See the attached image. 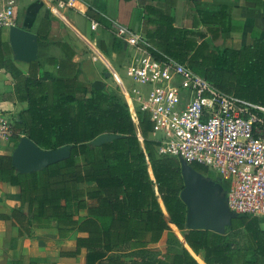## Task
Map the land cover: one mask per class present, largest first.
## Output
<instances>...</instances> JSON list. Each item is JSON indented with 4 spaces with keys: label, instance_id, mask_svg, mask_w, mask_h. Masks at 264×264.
Masks as SVG:
<instances>
[{
    "label": "trees",
    "instance_id": "trees-1",
    "mask_svg": "<svg viewBox=\"0 0 264 264\" xmlns=\"http://www.w3.org/2000/svg\"><path fill=\"white\" fill-rule=\"evenodd\" d=\"M207 13L204 23L223 24L221 31L226 30L227 8ZM86 15L110 26L99 14ZM152 21L155 30L145 35L163 53L218 89L264 104V33L248 45L212 49L204 32L177 28L167 14L157 13ZM51 25L48 14L29 30L39 42ZM55 44L61 58L30 62L24 71L0 27V67L11 76L15 100L25 104L11 121L12 149L22 136L44 149L71 145L69 157L29 173L17 171L10 152L0 154V182L16 188L19 198L17 207L0 211V220L11 221V237L45 231L72 239L74 246L58 254L74 258L84 250V264H264V228L255 216L237 214L222 234L184 227L180 161L156 153L149 113L137 108L132 114L115 90L95 88L80 78L75 49L63 40ZM103 133L120 136L92 145ZM191 165L209 176L205 166ZM221 184L226 192V180ZM163 238L165 251L152 255ZM27 264L39 263L32 259Z\"/></svg>",
    "mask_w": 264,
    "mask_h": 264
},
{
    "label": "built area",
    "instance_id": "built-area-1",
    "mask_svg": "<svg viewBox=\"0 0 264 264\" xmlns=\"http://www.w3.org/2000/svg\"><path fill=\"white\" fill-rule=\"evenodd\" d=\"M0 1V27L8 28L17 1ZM85 1L41 0L52 14ZM112 24L115 36L133 51L126 76L147 88H128L126 95L149 113L156 153L215 170L227 182L228 208L264 220V104L218 89L139 31ZM98 26L89 21L90 29ZM10 127L11 121L0 117V139H8Z\"/></svg>",
    "mask_w": 264,
    "mask_h": 264
},
{
    "label": "crops",
    "instance_id": "crops-1",
    "mask_svg": "<svg viewBox=\"0 0 264 264\" xmlns=\"http://www.w3.org/2000/svg\"><path fill=\"white\" fill-rule=\"evenodd\" d=\"M16 1L14 8L16 11L20 8L23 12L13 14V23H17V26L21 28L29 30L41 11L43 13L40 14L37 22L48 14L51 20L57 18L41 0ZM219 6L227 8L229 14L228 21L224 23L226 29L224 31H221L223 24L204 23L207 12L217 10ZM1 7L2 1H0ZM79 8L80 15L81 17L83 15L82 18L86 24L93 20L86 15L88 11L90 14L101 15L104 22L110 25L105 28L98 23L97 29L107 30L113 26V21L139 31L145 37L146 31L155 30L156 25L152 21L154 15L167 14L173 19V26L177 28L204 32V39L208 41L212 49L238 48L248 45L255 37L264 33V0H88ZM58 15L61 14L58 13ZM66 15L75 21L78 29H81L83 20L77 17V12H67ZM209 27L213 30L218 29V31L207 32ZM154 46L161 51L156 45ZM111 69L113 73L104 71L109 75L105 76L103 73V77H100L96 71L84 68L82 78L88 80L95 88L110 87L124 99L130 111L136 109L137 103L130 102L126 95L128 88L120 78L124 70L116 69L113 64ZM24 106V103L15 100L10 74L0 67V117L12 121ZM153 135L154 133H151V136ZM7 145H9V139H0V154L9 153ZM18 205L19 198L16 188L0 182V211L8 212ZM11 227V221L0 220V264H27L32 259L39 264H49L50 260H53L55 264H67L75 259L84 264V250H81L80 254L74 258L60 257L58 254L60 249L74 246L72 239H61L56 234L45 231H34L29 236L12 238Z\"/></svg>",
    "mask_w": 264,
    "mask_h": 264
},
{
    "label": "water",
    "instance_id": "water-1",
    "mask_svg": "<svg viewBox=\"0 0 264 264\" xmlns=\"http://www.w3.org/2000/svg\"><path fill=\"white\" fill-rule=\"evenodd\" d=\"M7 39L15 61L28 64L37 60L38 38L34 32L12 24L8 27ZM104 74L109 75L107 72ZM119 136V134L103 133L95 137L91 143L100 145ZM70 152L71 145L44 149L27 136H22L10 156L11 163L18 172L29 173L69 157ZM179 161L184 183L180 191V199L186 206L184 227L224 233L237 213L228 208L221 182L204 175L184 159L179 158Z\"/></svg>",
    "mask_w": 264,
    "mask_h": 264
},
{
    "label": "rangeland",
    "instance_id": "rangeland-1",
    "mask_svg": "<svg viewBox=\"0 0 264 264\" xmlns=\"http://www.w3.org/2000/svg\"><path fill=\"white\" fill-rule=\"evenodd\" d=\"M87 2L88 0L85 2L77 3L73 9L69 8L66 10H62L60 13L61 15H58V13H55L57 18L52 19V25H51V29H50V33L48 37L45 39H40L38 42L37 60L43 63L46 57L61 58L63 55L61 51L59 50V48L56 46L55 42L58 40H63V41L68 42L75 49L76 51L75 59L76 61L80 63L82 72H83V69L86 68V69L92 70L93 72L96 71L98 73V76L103 77L104 71H111V73H113L111 69L112 64L116 67V69L119 70L121 68L124 70V66H126L132 61V57H133L132 49L127 47L124 44V42H122L120 39H118L115 36L113 26L107 30L90 29L89 23L86 24V22L82 18L83 15L81 17L80 15L81 11L79 10L80 5H83L84 3H87ZM21 10L20 8H18L17 11L15 9V12H13V14L15 15L16 12H19V11L21 12ZM67 12H77V17L83 20L81 29H78L77 24H75V21L70 19L66 15ZM41 13L43 12L41 11L40 14ZM40 14L38 15L39 17H40ZM36 20L33 22V24L38 23ZM4 30L7 32L8 28H4ZM17 64L19 65L21 69L26 71L27 65L25 63L18 62ZM104 67H107V68H104ZM124 72L125 71L119 74H120V78L123 80L127 88L137 87L142 90L147 89L145 86H142L137 83H133L126 76ZM80 78H82V74L80 75ZM104 89H108V88L105 87ZM137 107L138 106H136V109ZM152 137L154 138V135ZM6 147L10 150L9 152L11 153L12 147L10 143ZM207 171L210 177L217 179L220 182L223 180L215 170L207 169ZM79 186L84 187L85 185L80 184ZM80 213L84 214L85 212L81 211ZM260 223H261V226L264 228V224H263L264 220L261 219ZM171 230L173 232V235H175V237L179 241H181V243H183V241L181 240V234L179 233V231L174 226H171ZM166 247L167 246H165L164 238H163L160 242H158L152 247L151 254L154 256H160L161 254H163ZM196 257L200 258L199 256H196ZM123 259L128 261L129 259H131V257H125ZM49 264H55V262L53 260H50ZM67 264H82V263L81 261L75 259V260L70 261V263H67Z\"/></svg>",
    "mask_w": 264,
    "mask_h": 264
},
{
    "label": "bare ground",
    "instance_id": "bare-ground-1",
    "mask_svg": "<svg viewBox=\"0 0 264 264\" xmlns=\"http://www.w3.org/2000/svg\"><path fill=\"white\" fill-rule=\"evenodd\" d=\"M181 240L183 241V238H182V236H181ZM185 246L187 247V245L185 244ZM188 248V247H187ZM189 249V248H188Z\"/></svg>",
    "mask_w": 264,
    "mask_h": 264
}]
</instances>
